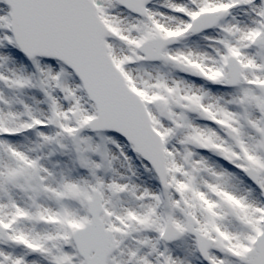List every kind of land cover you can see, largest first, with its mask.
I'll use <instances>...</instances> for the list:
<instances>
[{
    "label": "snow or ice",
    "instance_id": "snow-or-ice-1",
    "mask_svg": "<svg viewBox=\"0 0 264 264\" xmlns=\"http://www.w3.org/2000/svg\"><path fill=\"white\" fill-rule=\"evenodd\" d=\"M0 264H264V0H0Z\"/></svg>",
    "mask_w": 264,
    "mask_h": 264
}]
</instances>
